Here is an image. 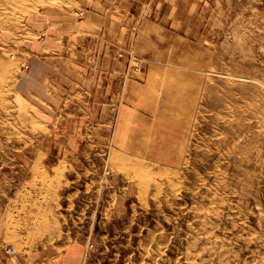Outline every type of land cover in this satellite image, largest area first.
I'll return each mask as SVG.
<instances>
[{"label": "rangeland", "instance_id": "1", "mask_svg": "<svg viewBox=\"0 0 264 264\" xmlns=\"http://www.w3.org/2000/svg\"><path fill=\"white\" fill-rule=\"evenodd\" d=\"M111 3L0 0L15 251L38 238L79 245L82 264H264V0ZM53 40L74 43L65 84L20 105L27 51Z\"/></svg>", "mask_w": 264, "mask_h": 264}, {"label": "crops", "instance_id": "2", "mask_svg": "<svg viewBox=\"0 0 264 264\" xmlns=\"http://www.w3.org/2000/svg\"><path fill=\"white\" fill-rule=\"evenodd\" d=\"M106 1L113 2L110 8L112 13L109 15L119 16L126 9H129L128 4H133L136 0ZM73 45L74 43H71L70 40L62 43L53 40L51 42L35 43L27 51L29 54L26 58L27 67L19 74L13 86L14 96L19 100L20 105L23 104L22 98L24 97L48 96V93L54 90H61L60 88L65 84V81L61 79L63 76L61 74L69 71V66L73 62L68 51ZM50 49L61 50L59 51L60 57H43L46 54L50 55L48 52ZM50 95L54 94L51 93ZM3 174L0 177V264H82L84 252L79 245H73L59 254L49 247L45 250L43 244L37 238L34 239L33 246L25 245L15 251L13 241L16 239L15 230L18 228L17 222H12L11 217L13 211L10 201L12 199V189L10 185H6L4 179L8 175ZM19 232L21 233L20 230ZM21 234L28 238L27 230ZM27 240L30 241V239ZM9 248L14 249L13 254L8 252Z\"/></svg>", "mask_w": 264, "mask_h": 264}, {"label": "built area", "instance_id": "3", "mask_svg": "<svg viewBox=\"0 0 264 264\" xmlns=\"http://www.w3.org/2000/svg\"><path fill=\"white\" fill-rule=\"evenodd\" d=\"M8 252H9L10 254H13V253H14V249H13V248H9V249H8Z\"/></svg>", "mask_w": 264, "mask_h": 264}, {"label": "bare ground", "instance_id": "4", "mask_svg": "<svg viewBox=\"0 0 264 264\" xmlns=\"http://www.w3.org/2000/svg\"><path fill=\"white\" fill-rule=\"evenodd\" d=\"M38 171V170H37Z\"/></svg>", "mask_w": 264, "mask_h": 264}]
</instances>
